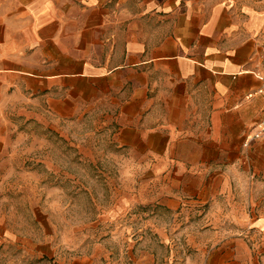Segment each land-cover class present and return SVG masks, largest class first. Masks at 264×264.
Segmentation results:
<instances>
[{
	"label": "crops",
	"instance_id": "1",
	"mask_svg": "<svg viewBox=\"0 0 264 264\" xmlns=\"http://www.w3.org/2000/svg\"><path fill=\"white\" fill-rule=\"evenodd\" d=\"M92 95L117 150L141 155L125 159L176 178L167 208L238 226L202 233L182 264H259L244 238L264 224V136L244 142L264 116V0H0V112ZM45 225L0 208V264H112Z\"/></svg>",
	"mask_w": 264,
	"mask_h": 264
},
{
	"label": "rangeland",
	"instance_id": "2",
	"mask_svg": "<svg viewBox=\"0 0 264 264\" xmlns=\"http://www.w3.org/2000/svg\"><path fill=\"white\" fill-rule=\"evenodd\" d=\"M36 100L12 98L0 112L2 211L38 217L57 240L96 247L112 264H182L202 233L238 227L199 224L200 210L190 205L167 208L176 178L159 176V162L125 159L141 155L121 153L112 143L103 97L72 98L55 111ZM254 196L241 199L249 207ZM250 231L245 242L264 264V224Z\"/></svg>",
	"mask_w": 264,
	"mask_h": 264
},
{
	"label": "built area",
	"instance_id": "3",
	"mask_svg": "<svg viewBox=\"0 0 264 264\" xmlns=\"http://www.w3.org/2000/svg\"><path fill=\"white\" fill-rule=\"evenodd\" d=\"M263 136H264V116L252 126L250 130V135H248L245 138L244 145L251 140L258 139Z\"/></svg>",
	"mask_w": 264,
	"mask_h": 264
}]
</instances>
